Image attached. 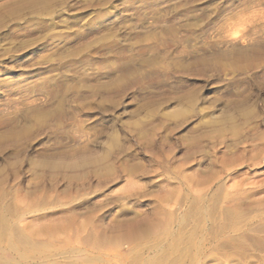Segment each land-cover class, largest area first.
<instances>
[{
	"label": "rangeland",
	"instance_id": "374dc122",
	"mask_svg": "<svg viewBox=\"0 0 264 264\" xmlns=\"http://www.w3.org/2000/svg\"><path fill=\"white\" fill-rule=\"evenodd\" d=\"M62 253L264 264V0H0L1 261Z\"/></svg>",
	"mask_w": 264,
	"mask_h": 264
},
{
	"label": "bare ground",
	"instance_id": "6f19581e",
	"mask_svg": "<svg viewBox=\"0 0 264 264\" xmlns=\"http://www.w3.org/2000/svg\"><path fill=\"white\" fill-rule=\"evenodd\" d=\"M60 225V224H59ZM54 227V226H53ZM57 227V226H56ZM18 228H20V226L18 227ZM24 228V227H23ZM26 228V227H25ZM24 228V229H25ZM20 229H22V228H20ZM19 229V230H20ZM30 229V228H29ZM38 229V228H37ZM67 229V228H66ZM39 230V229H38ZM43 230V229H42ZM37 231V230H36ZM45 231V230H44ZM50 231V230H49ZM55 231V230H54ZM98 231V230H97ZM31 232V231H30ZM39 232H41V231H39ZM38 232V233H39ZM11 233V232H10ZM33 233V232H32ZM96 233H98V232H96ZM21 234V233H20ZM26 234V233H25ZM37 234V233H36ZM41 234H42V232H41ZM38 235V234H37ZM44 236V235H43ZM98 236V235H97ZM33 237H34V235H33ZM38 237V236H37ZM35 238H36V236H35ZM46 238V237H45ZM56 238V237H55ZM6 239V238H5ZM36 240V239H35ZM39 240V239H38ZM59 240H60V238H59ZM50 241V240H49ZM237 241V240H236ZM25 242V241H24ZM58 242V241H57ZM22 243V242H21ZM23 244V243H22ZM8 248V247H7ZM46 248V247H45ZM26 249V248H25ZM49 249V248H48ZM74 251H76V250H74ZM73 251V253H76V252H74ZM24 252V251H23ZM54 253V252H53ZM56 253V252H55ZM16 254V253H15ZM61 255L63 256V253L62 254H60V255H57V254H54V255H52V256H49L48 258H45L44 260H42L41 261V263L40 264H72V263H62V262H60L59 261V257H61ZM68 255H69V253H68ZM21 256V255H20ZM64 257V256H63ZM62 257V258H63ZM69 259H70V257H68ZM1 259H2V257H1V255H0V264H20L19 262H17V261H15V260H11L10 262H4V261H1ZM21 259V258H20ZM156 259V258H155ZM67 260V259H66ZM80 261V260H79ZM154 261V260H153ZM76 262V261H75ZM91 262V261H90ZM26 263V262H25ZM75 264H78V263H75ZM155 264V263H154Z\"/></svg>",
	"mask_w": 264,
	"mask_h": 264
}]
</instances>
